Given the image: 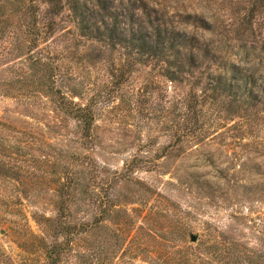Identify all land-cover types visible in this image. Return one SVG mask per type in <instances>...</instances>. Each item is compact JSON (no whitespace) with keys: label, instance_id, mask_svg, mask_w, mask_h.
I'll list each match as a JSON object with an SVG mask.
<instances>
[{"label":"rangeland","instance_id":"1","mask_svg":"<svg viewBox=\"0 0 264 264\" xmlns=\"http://www.w3.org/2000/svg\"><path fill=\"white\" fill-rule=\"evenodd\" d=\"M60 2L0 0V264H264V8Z\"/></svg>","mask_w":264,"mask_h":264},{"label":"trees","instance_id":"2","mask_svg":"<svg viewBox=\"0 0 264 264\" xmlns=\"http://www.w3.org/2000/svg\"><path fill=\"white\" fill-rule=\"evenodd\" d=\"M61 0H47V3L49 5H52L54 3V5H57L59 7V4ZM128 1L130 4L134 5V3H139V4H143V8L147 7L146 3L149 2V0H126ZM96 2V3H95ZM248 10L245 11V13L242 15V17L240 18V20L238 21V25L240 27V29H236L238 34L241 36H244L246 34V32L248 30L252 29V25H253V21L255 19V15L257 13V11L261 10L262 8H264V0H249L248 2ZM67 4L69 7V10L71 12V17L73 20H75L76 22H78L80 24V26H85V25H89L91 26V16L93 14H91L95 9H94V5H96L97 7V13L99 12L98 8L99 7H106L105 6V0H67ZM92 5L93 8H89V5ZM98 4V5H97ZM103 9V8H102ZM96 10L94 12H96ZM93 12V13H94ZM111 18L112 21L114 22L112 28H116V21L119 18L125 17L127 19H130L131 15L132 17L134 16V14H132V12L129 10V8L126 10V14H118L116 15L115 13L111 14ZM107 31L109 32H113L114 30H110L107 28V25H105ZM203 31H206V29H202ZM103 33L100 34V36ZM110 39H113V37L111 36V34L108 36ZM126 49L129 47H134L138 49V53L139 54H150L152 55H156V54H166V52L168 50H171L172 48L169 46L167 47V43L165 38H162L160 35H157L156 37H154L153 35H136V34H132L131 37L127 38L126 37ZM124 41V42H125ZM141 43V44H140ZM111 44H117V42H115V40L111 41ZM140 44V47L137 45ZM169 44V43H168ZM132 45V46H131ZM144 46H146L147 48H144ZM155 57V56H152ZM157 57V56H156ZM169 57H171V55H169ZM173 79V78H172ZM238 93V92H237ZM251 89H247L246 87L244 88V92L241 94L242 96V107L244 108L246 105H248L247 102H251L252 100V96H251ZM61 109L62 111H64V113L66 115H68L69 117H72V119H75L77 121H79L80 123H82L83 129L85 131L89 130L90 128V116L89 113L86 109L80 108V107H74V104H72V102H61ZM251 115L246 114V117H250ZM244 121H247V118H242ZM243 124V123H242ZM241 125V124H240ZM242 126V125H241ZM64 186V185H63ZM48 248L45 249V259L48 260V264H58V253H59V246L57 248H55L54 246L52 248H49L50 250H47Z\"/></svg>","mask_w":264,"mask_h":264},{"label":"water","instance_id":"3","mask_svg":"<svg viewBox=\"0 0 264 264\" xmlns=\"http://www.w3.org/2000/svg\"><path fill=\"white\" fill-rule=\"evenodd\" d=\"M196 241H197L196 236L191 235V236H190V242H191V243H195Z\"/></svg>","mask_w":264,"mask_h":264}]
</instances>
